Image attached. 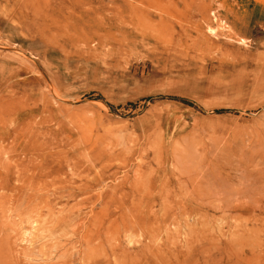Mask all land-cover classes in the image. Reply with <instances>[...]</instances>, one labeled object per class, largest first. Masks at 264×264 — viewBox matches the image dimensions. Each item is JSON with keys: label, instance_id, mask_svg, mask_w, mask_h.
Here are the masks:
<instances>
[{"label": "rangeland", "instance_id": "obj_1", "mask_svg": "<svg viewBox=\"0 0 264 264\" xmlns=\"http://www.w3.org/2000/svg\"><path fill=\"white\" fill-rule=\"evenodd\" d=\"M0 264H264V0H0Z\"/></svg>", "mask_w": 264, "mask_h": 264}, {"label": "bare ground", "instance_id": "obj_2", "mask_svg": "<svg viewBox=\"0 0 264 264\" xmlns=\"http://www.w3.org/2000/svg\"><path fill=\"white\" fill-rule=\"evenodd\" d=\"M137 15V14H136Z\"/></svg>", "mask_w": 264, "mask_h": 264}]
</instances>
